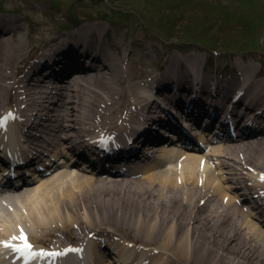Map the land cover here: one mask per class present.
Segmentation results:
<instances>
[{"label": "bare ground", "instance_id": "obj_1", "mask_svg": "<svg viewBox=\"0 0 264 264\" xmlns=\"http://www.w3.org/2000/svg\"><path fill=\"white\" fill-rule=\"evenodd\" d=\"M45 22L38 26L46 30ZM99 30L109 31L104 25L85 24L78 34L93 35ZM37 33L36 29L26 35L20 21L0 14V131L5 133L1 140L10 144L7 151L12 154L17 153L24 137L34 149L63 141L69 153L82 157V147L90 155L94 148L85 144V130L105 144L118 145L120 139L112 132L126 130L127 119L133 120L135 114L145 111V125L136 131L130 146L134 149H126L127 154L135 152L134 158L142 147L141 139L154 130L164 112L170 113L174 106L184 103L174 89L179 91L180 84L187 88L193 79H202V88L210 93L215 87L213 78L200 71L197 57L168 60L163 75L154 78L168 80L157 86L153 81L128 83L126 53L116 48L122 56L113 58L104 50L124 47L121 38L103 40L99 35L100 39H93L92 46L100 49L88 60L86 68L77 58L83 53H74L70 36L63 34L45 42V50L37 55L42 48L36 44L42 40L36 37ZM148 54L145 49L140 54L145 64ZM28 62H33L29 72ZM74 68L78 74H73ZM240 71L241 82L227 81L226 90L217 85L216 93L229 99L231 92L244 91L240 103L264 108V82L257 81L253 67ZM50 77L64 80L63 86L57 87L62 89L58 97L43 89ZM152 97L157 99L150 100ZM48 100L52 103L45 105ZM7 132L17 134L8 136ZM124 149L115 148L114 156ZM214 150V154L199 155L164 149L159 157L165 165L144 168L141 177L132 180L86 176L71 164L62 165L63 171L61 166L55 175L39 180L31 189L10 195V200L23 205L25 216L18 215V210L8 218L0 214V247H4L5 240L16 245L23 243L13 239L23 234L39 244L44 239L42 233L52 238L61 227L53 226L62 222L65 231L68 224L81 223L84 228L87 224L83 218L91 220V216L115 227V231L98 230L109 245L114 247L120 236L126 242L149 248L148 253H137L141 257L135 256L134 246L128 244L119 250L122 256L143 264H264L263 222L255 221L253 214L237 204L242 189L230 186L235 179L243 184L244 170L255 172L257 181L264 184V139L247 145L240 141L215 145ZM212 155L220 158L214 169ZM206 156L209 162L203 165L201 161ZM156 249L160 252L156 253Z\"/></svg>", "mask_w": 264, "mask_h": 264}, {"label": "rangeland", "instance_id": "obj_2", "mask_svg": "<svg viewBox=\"0 0 264 264\" xmlns=\"http://www.w3.org/2000/svg\"><path fill=\"white\" fill-rule=\"evenodd\" d=\"M1 9L10 19L17 16L22 21L26 35L37 29L36 37L42 39L36 43L42 45L37 55L45 50V42L75 33L73 29L64 30L65 19L78 22V26L86 23L108 27L109 31L99 30L95 34L105 37L103 40L117 37L125 41L124 47L113 48L132 56L128 83H140L141 73H147L151 67L147 65L150 59L155 64L157 60L197 57L201 66L206 64V73L243 66L253 67L264 75V0H0ZM41 21H46V30L38 26ZM32 38L28 40L31 42ZM80 38L69 39L79 45L83 43ZM144 49L149 53L146 64L145 59H140ZM122 54L118 52L114 57ZM36 60L37 56L33 62ZM227 60H231L228 67L223 63ZM212 62V68L208 67ZM32 63L28 62V72ZM23 211L20 206L19 215L25 216ZM90 219L83 218L87 224L84 228L81 223H71L65 231L62 226L66 225L61 222L60 231L64 234L59 233L61 237L55 240L70 239V235L78 237L80 231L87 233L91 228L115 231L113 226L99 223L91 216Z\"/></svg>", "mask_w": 264, "mask_h": 264}, {"label": "snow or ice", "instance_id": "obj_3", "mask_svg": "<svg viewBox=\"0 0 264 264\" xmlns=\"http://www.w3.org/2000/svg\"><path fill=\"white\" fill-rule=\"evenodd\" d=\"M13 239H19L21 240L23 243L21 245H16V244H13L11 243L10 241H2V243L7 246V247H12V248H15L17 251L21 252L23 255L31 258L35 255H37V253L33 252L32 249H33V245L29 242L28 238H27V235L26 234H23L19 237H13ZM41 255H56V253H46L44 250H40V253Z\"/></svg>", "mask_w": 264, "mask_h": 264}]
</instances>
